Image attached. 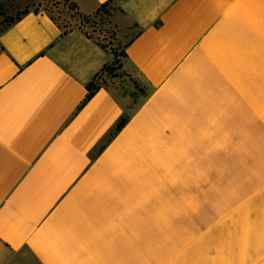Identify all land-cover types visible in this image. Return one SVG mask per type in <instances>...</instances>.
Returning a JSON list of instances; mask_svg holds the SVG:
<instances>
[{
  "label": "crops",
  "instance_id": "crops-1",
  "mask_svg": "<svg viewBox=\"0 0 264 264\" xmlns=\"http://www.w3.org/2000/svg\"><path fill=\"white\" fill-rule=\"evenodd\" d=\"M139 5L133 108L82 104L43 10L2 31L0 237L44 264H264V0Z\"/></svg>",
  "mask_w": 264,
  "mask_h": 264
},
{
  "label": "snow or ice",
  "instance_id": "snow-or-ice-1",
  "mask_svg": "<svg viewBox=\"0 0 264 264\" xmlns=\"http://www.w3.org/2000/svg\"><path fill=\"white\" fill-rule=\"evenodd\" d=\"M4 2L0 0V10ZM8 3L13 10L23 9L24 15L30 10L35 13L43 10L58 30V36L49 45L56 47L57 62L78 83L99 81L93 95L102 87L121 107L126 96L134 95L131 89L138 87V83L115 53L120 50L122 54L139 35L133 31L137 24L131 6L139 7V0H8ZM0 264L44 262L27 243L0 237Z\"/></svg>",
  "mask_w": 264,
  "mask_h": 264
},
{
  "label": "trees",
  "instance_id": "trees-1",
  "mask_svg": "<svg viewBox=\"0 0 264 264\" xmlns=\"http://www.w3.org/2000/svg\"><path fill=\"white\" fill-rule=\"evenodd\" d=\"M42 10V9H41ZM24 10L21 12L17 13L14 17L6 18L4 17L2 20H0V32L5 30L8 26H10L13 22L18 20L22 15H23ZM5 14L4 10H0V16H3ZM122 55L126 57V52L125 49L123 50ZM116 58L119 60V55L115 53ZM99 84V81H88L85 85H89L88 87L85 86L87 93L85 95V98L82 102L85 103L93 95V92L97 88ZM150 92V87L149 90H144L142 89L143 93V98H145ZM141 99V100H142ZM130 114L128 112L122 114L117 121L113 124V126L109 129V131L105 134V136L102 138L101 142L96 146V152H100L103 147L117 134V132L126 124V122L129 120Z\"/></svg>",
  "mask_w": 264,
  "mask_h": 264
},
{
  "label": "rangeland",
  "instance_id": "rangeland-1",
  "mask_svg": "<svg viewBox=\"0 0 264 264\" xmlns=\"http://www.w3.org/2000/svg\"><path fill=\"white\" fill-rule=\"evenodd\" d=\"M3 10L5 14L3 16H0V20H2L4 17H14L23 9L13 10L10 8L8 0H5ZM133 31H136V27H134ZM116 54L119 55V61L124 65V68L127 69V71L132 75L133 79H135L138 83V87H133L131 89L134 95L126 96L122 101L128 108H133L134 106H136V104L141 101L143 97L142 89L146 91L149 90V85L145 82V80L139 75V73L135 69L129 67L127 59L121 54L120 50H117Z\"/></svg>",
  "mask_w": 264,
  "mask_h": 264
}]
</instances>
